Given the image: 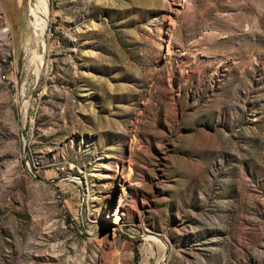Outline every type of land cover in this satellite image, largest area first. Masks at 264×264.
Wrapping results in <instances>:
<instances>
[{
    "label": "rangeland",
    "instance_id": "374dc122",
    "mask_svg": "<svg viewBox=\"0 0 264 264\" xmlns=\"http://www.w3.org/2000/svg\"><path fill=\"white\" fill-rule=\"evenodd\" d=\"M48 7L35 79L0 4V264H264V0Z\"/></svg>",
    "mask_w": 264,
    "mask_h": 264
},
{
    "label": "bare ground",
    "instance_id": "6f19581e",
    "mask_svg": "<svg viewBox=\"0 0 264 264\" xmlns=\"http://www.w3.org/2000/svg\"><path fill=\"white\" fill-rule=\"evenodd\" d=\"M31 5L34 14L37 17L38 29H39V36L33 42L36 55L35 58H33L32 60L34 65L32 74L36 79L40 75L41 69L44 66L45 54L47 48L46 39L48 36L50 12L48 7V0H31Z\"/></svg>",
    "mask_w": 264,
    "mask_h": 264
},
{
    "label": "crops",
    "instance_id": "0c3cea01",
    "mask_svg": "<svg viewBox=\"0 0 264 264\" xmlns=\"http://www.w3.org/2000/svg\"><path fill=\"white\" fill-rule=\"evenodd\" d=\"M5 0H0V4H2ZM10 1H13V2H17V0H10Z\"/></svg>",
    "mask_w": 264,
    "mask_h": 264
}]
</instances>
